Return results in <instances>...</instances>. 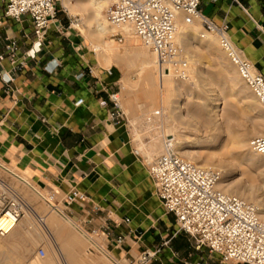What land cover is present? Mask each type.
Returning a JSON list of instances; mask_svg holds the SVG:
<instances>
[{"label":"crops","instance_id":"0c3cea01","mask_svg":"<svg viewBox=\"0 0 264 264\" xmlns=\"http://www.w3.org/2000/svg\"><path fill=\"white\" fill-rule=\"evenodd\" d=\"M6 1L0 0V159L58 199L82 194L84 200L71 206L58 203L128 264H140L145 252L166 242L149 264H223L177 233L175 217L166 213L148 166L136 155L129 123L116 125L108 118L110 107H101L121 76L90 52L77 29L81 19L60 7L43 51L14 70L7 46L17 43L23 61L36 39L29 17L19 23L5 17ZM200 11L229 25L232 42L264 76V0H201ZM84 249L75 254L86 262Z\"/></svg>","mask_w":264,"mask_h":264},{"label":"built area","instance_id":"2783aa9c","mask_svg":"<svg viewBox=\"0 0 264 264\" xmlns=\"http://www.w3.org/2000/svg\"><path fill=\"white\" fill-rule=\"evenodd\" d=\"M201 0H120L107 12L109 24L118 30L128 28L156 57L161 76L173 75L177 80H189L190 63L184 48L178 43L179 20L186 25L200 21L207 34L219 39L222 50L236 67L240 78L252 95L264 108V76L235 46L229 36V25L221 26L205 17ZM60 7L67 11L62 0H7L5 17L21 22L24 17L32 21L35 43L23 61L18 58L19 46L11 42L7 46L8 58L14 70L26 67L27 60H36L43 51L47 31L57 21ZM124 42L121 34L114 36ZM92 73V71H91ZM84 77V74L80 75ZM108 108V118L116 125L128 124L120 93L113 92L108 101H101ZM250 150L264 155V136L250 142ZM136 155L141 158L138 151ZM156 195L168 215L176 219L178 232L194 241L196 251L209 250L218 255L223 264H264V222L259 208L243 199L226 194L219 185L223 180L221 171L202 168L184 159L174 141L164 143V152L155 161L148 163ZM57 195L51 194L50 203ZM78 191L67 195L64 202L71 206L83 201ZM26 206L12 189L0 179V214L11 213L12 217L0 220V237L5 238L25 215ZM130 223V220H126ZM93 235H98L93 232ZM118 239V243L123 242ZM164 245L145 252L140 264H149L162 251ZM38 257L47 258V251L38 250ZM55 264H68L63 255H58Z\"/></svg>","mask_w":264,"mask_h":264},{"label":"bare ground","instance_id":"6f19581e","mask_svg":"<svg viewBox=\"0 0 264 264\" xmlns=\"http://www.w3.org/2000/svg\"><path fill=\"white\" fill-rule=\"evenodd\" d=\"M108 2L109 0H79L75 6L73 5L88 14V36L96 43V51L93 54L102 58L100 61L104 59V62L107 63L112 60H119L129 69V72L136 71L142 77L144 92L150 98L151 106L160 107L167 111L166 128L171 138L174 137V139L166 141H174L176 147H178V153L197 166L224 169L226 176L223 177L219 189L226 194L239 197L256 205L264 222V186L261 187L251 171L252 167L258 166L263 168L264 172V155L254 154L250 150L251 139L264 136V108L262 105L254 96H250L249 88L240 85L242 80L235 76L237 73L235 71L228 73V75H231L229 78L235 83L233 89L214 90L211 88L207 90L209 95L206 97L209 99L205 100L203 96H199L184 103L183 88L190 79L187 81L177 80L172 74L161 76L155 55L147 47H139L136 41L137 38L133 37V32L128 28L121 30L113 28L107 17L103 16L104 7ZM62 4L69 10V5H72V2L71 0H62ZM118 31L128 41V48L124 52H115L112 50V46L108 45V43L112 44L114 42L110 39V36L116 35ZM177 41L184 48L189 63L193 64L194 58L203 61L205 53L216 50V39L211 34L202 32L200 21H195L192 25H186L180 19ZM196 44L198 46H195ZM201 48H204V50H201ZM100 53L101 57L99 56ZM220 57L223 58V56ZM190 75H193L192 68L189 69ZM200 76L203 77L201 81V93L203 94L211 84L208 83L209 80L206 79L207 76L204 72H200ZM125 82H130L128 76ZM235 87L244 97V100L238 103H235L231 98L236 90ZM126 94H130V92L126 90ZM160 114L155 112L152 115L159 116ZM174 119L180 121L181 125L183 124L187 128L194 127L198 136L190 138L187 135H177L174 131L176 125L174 127L172 121ZM246 127H249V129H243ZM221 142L223 144L219 146ZM214 148L217 149L216 152L212 151ZM142 151L143 149H139L138 153L141 154ZM145 158L148 163L152 162L149 157ZM0 168L3 172L28 186L51 209L49 216L40 217V222L44 224L47 236L51 237L57 245H62L65 251L63 257L68 264H85L76 256L75 250L83 249L88 245L102 253L111 264H124L119 261L117 255L106 249L103 241L94 238L72 221L64 213L61 206L50 203L46 191L15 169L7 167L1 160ZM237 171L241 173L240 178L227 183V179L233 177ZM16 194L26 206L27 216L23 220H17L7 237H0V264H13L14 259H17L18 264H43V262L34 258V248L38 241L42 239L39 232H32L35 215L39 217V213L32 207L31 203L21 198L18 193ZM11 217V213L0 214V220L10 219ZM52 225L56 227L55 230ZM66 225L70 226L73 231H68Z\"/></svg>","mask_w":264,"mask_h":264},{"label":"rangeland","instance_id":"374dc122","mask_svg":"<svg viewBox=\"0 0 264 264\" xmlns=\"http://www.w3.org/2000/svg\"><path fill=\"white\" fill-rule=\"evenodd\" d=\"M119 1L120 0H109V2L107 3L106 7H104V10H103V16L105 18H106V15H107V12L109 11V9ZM71 2H72V5H69L68 11L70 12L71 15L76 16L79 19H81V22L77 23V29L81 32V34L87 40V42H88L87 44L90 47V52L92 51V54H93L96 51V43H94L92 41V39L88 36V33H89V27H88V18L89 17H88V14L86 12H82L79 9H77L76 7H74L75 4L79 2V0H71ZM72 8H73V10H72ZM201 26H202V24H201ZM202 32L205 33L203 26H202ZM116 33L120 34L121 32L118 31ZM211 35L216 39V50L214 49L210 53H205L203 56V58H204L203 61H198L199 60L198 58H194L193 59L194 64L190 63V69L191 68L193 69V75L189 76L190 81L188 83H186V85H184V88H183V90H184L183 91V95H184L183 96V102L184 103H186L190 99H194V98H197L199 96H203L205 100L209 99L208 97H206L209 95V92L207 90L211 89V88L214 90H216V89L222 90V89H226V88L227 89H229V88L233 89L235 83H233L232 82L233 80H231L229 78V76H231V75H228L229 72H234V71L237 72L235 76H237L238 79L240 78L238 71L236 69H234L236 67L232 64L231 60L228 58L226 53L222 50L221 46H219L220 45L219 39L215 35H213V34H211ZM114 36L115 35L110 36V39L114 40V42L112 44L108 43V45L112 46V50H114L115 52H124L128 48V41L126 40L125 36L122 35L124 37V42L122 44L119 43L118 39L114 38ZM133 37L137 38V37H135V35ZM136 41H137L139 47L141 46V48H146L138 38L136 39ZM195 46H198V44H196ZM201 50H204V48L203 49L201 48ZM214 53H215V55H214ZM211 54L214 56H212ZM99 56L101 57V53L99 54ZM220 56H223V58L221 59ZM96 58L99 61H100V59H102V58H99L98 56ZM228 60H229V62H228ZM224 61H226V62H224ZM99 64L102 68H104L106 70H110L113 68V70L118 72L121 76L120 81L118 82V85L116 87V92L120 93L122 106H123V109H124V111L128 117V120H129V129H130L132 139L134 142L135 151H138L139 149H143L140 156H141L144 164L148 165L147 159L145 157H149L150 161H152V162L155 161L159 156H161V154H163L164 143L166 142V140H173L174 139V137L171 138V135L168 133V130L166 128L167 127V124H166V122H167V111L163 110L160 107H152L151 106V100L148 96L145 95V92H144V87H143L144 85L142 83V77H140V75H138V73L136 71L129 72V69L122 62L120 63L119 60H115V61L112 60V61L107 63V62H104V59H103L102 61L99 62ZM110 65H111V67H109ZM114 67H116V68H114ZM200 72L205 73V76H207V78L206 77L205 78L207 80H209L208 83L212 85V86L211 85L208 86V88L205 89V93H203V94L201 93V90H202L201 89L202 88L201 81H202L203 77L201 78ZM127 76L130 80L129 83L125 82ZM227 76H228V78H227ZM220 79H222V80H220ZM240 85L246 86L244 81H243V83H242V81H240ZM246 88H248V87L246 86ZM234 89H236V90L234 91V95L231 96L232 100L235 103H238V102H241V100H244L243 95L241 96V93L237 91V87H235ZM126 90H128L130 92V94H126ZM249 92H250V96L253 97V95L251 94V91H249ZM155 112H158L161 114L159 116H153ZM172 121H173L174 127L176 125V128H174V131L177 135H179V134H180L179 136H186L187 135V137H190V138L198 136V133L196 132L194 127L192 128V126H190L187 128L183 124H182L183 125L182 126L180 121H178L177 119H174ZM179 126H181V127H179ZM243 129H249V127H246ZM252 139H254V138H252ZM252 139H251V141H252ZM222 144H223V142H221L219 144V146H221ZM177 149H178V147H177ZM212 151L216 152L217 149L214 148ZM5 165L9 168L15 169L20 174H23L24 177H26L27 179H30L26 174L20 172L16 168L9 166L7 164H5ZM252 168H251L252 174L254 176H256L257 181L259 182L261 187L264 186L263 168L258 167V166L254 167L253 169ZM220 169L221 168H216V170L222 172L223 177L226 176V171L224 169H221V170ZM240 176H241V173L239 171H237V173L235 175H233V177L227 179V183L235 181L236 179H239ZM0 179L7 186H9L12 189V191H14V193H18L21 196V198H24L26 201L31 203L32 207L38 211L39 217L37 215H35V218L33 221L32 232H36V231L39 232L42 235V239H40L38 241V244L34 248V258L43 262V264L44 263L45 264L46 263L47 264H55L56 261L58 260V255L61 253L64 256L63 253L65 251H64L61 244L57 245L56 242L51 237L47 236L46 228L44 227V224L42 222H40L41 218L46 217V215H48V216L50 215L51 209L48 207V205L43 200L39 199L28 186H26L25 184H22L21 182H19L17 179H15L13 176H10L6 172H3L2 169L0 170ZM34 184H36V183H34ZM46 192L48 193V194L46 193L48 197H50L51 194H53L52 192H48V191H46ZM63 199H65V198L60 197L58 199V197H56L57 202H58V200H63ZM57 206H61L62 209L65 210V207L63 206V204L60 203ZM26 216H27V213L25 211V215L22 216L21 219L23 220ZM66 226H68V225H66ZM53 229L55 230L56 227L53 226ZM66 229L67 230L69 229L68 231H73V229L70 226H68V228H66ZM92 236L96 239L103 241L98 235L92 234ZM190 240H191L192 245L194 246L193 239L190 238ZM103 243H104V241H103ZM104 246L106 247L105 244H104ZM40 248H43L47 251V258L45 259V261H43L42 259H40L38 257V250ZM106 249L108 250V247H106ZM89 250H91L92 253H90ZM83 252H84V258L87 260L85 262V264H111L103 256L102 253L98 252L96 249H94L90 245H88V247H85ZM118 258H119V261L121 263H123V261H124V264H128V262L126 260L121 259L120 257H118ZM13 264H18L17 259H14Z\"/></svg>","mask_w":264,"mask_h":264}]
</instances>
